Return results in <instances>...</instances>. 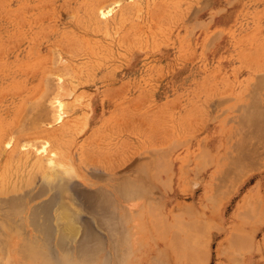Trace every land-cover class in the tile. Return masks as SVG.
Segmentation results:
<instances>
[{
	"label": "rangeland",
	"instance_id": "obj_1",
	"mask_svg": "<svg viewBox=\"0 0 264 264\" xmlns=\"http://www.w3.org/2000/svg\"><path fill=\"white\" fill-rule=\"evenodd\" d=\"M115 1L0 0L4 264H36L30 238L60 261L55 229L25 218L58 195L49 157L76 173L68 244H126L118 264L143 255L131 243L166 264H264V0Z\"/></svg>",
	"mask_w": 264,
	"mask_h": 264
},
{
	"label": "bare ground",
	"instance_id": "obj_2",
	"mask_svg": "<svg viewBox=\"0 0 264 264\" xmlns=\"http://www.w3.org/2000/svg\"><path fill=\"white\" fill-rule=\"evenodd\" d=\"M120 0L115 1L114 3H119ZM106 5V4H105ZM101 6L98 9V15L106 16L111 12V9H107V6ZM209 43V42H208ZM47 84V83H46ZM62 84V83H60ZM54 89V85L53 88ZM47 90V89H46ZM48 91V90H47ZM50 91V89H49ZM54 91V90H53ZM43 103V102H42ZM47 103V102H46ZM45 103V104H46ZM260 104V103H259ZM43 105V104H42ZM50 107V106H49ZM260 107V106H259ZM52 108V107H51ZM258 108V107H257ZM63 109V105H58V111ZM261 109V108H260ZM262 110V109H261ZM52 112V111H51ZM49 114V113H48ZM51 115V114H50ZM263 115V114H262ZM256 116V115H255ZM57 118H60V114H57ZM239 120V119H238ZM250 121V120H249ZM242 122V121H241ZM264 123V122H263ZM262 125V124H261ZM242 128V127H241ZM250 131V130H249ZM255 132V131H254ZM263 139V138H262ZM251 143V142H250ZM29 144V142H28ZM39 144V143H38ZM37 145V144H36ZM27 146V145H26ZM35 146V145H34ZM234 146V145H233ZM25 147V146H24ZM236 148V147H235ZM35 149V148H34ZM37 149V147H36ZM254 150V149H253ZM257 151V150H256ZM255 151V152H256ZM248 155V154H247ZM48 169L43 171L42 180L45 184H48V187L55 188L58 192L56 195V199L53 204H50L49 201L36 205L29 209L27 216L25 217L27 220V225H30L31 228L37 230L41 237L44 235L47 237L49 234L48 231L51 229H55V234H57L56 241L57 245H65L71 238V241L75 240L76 235L80 231V226L82 224H78V218L76 217V208L72 205L69 199L71 198V194L68 195V182L69 178L72 175V170H67L62 168L63 163L56 162L52 157L47 159ZM248 161V160H247ZM33 163V162H32ZM41 165L37 160L33 163V165L37 164ZM256 164V163H255ZM68 168V167H67ZM257 168V167H256ZM236 173V172H235ZM74 177V176H73ZM227 185V184H226ZM215 187V186H214ZM116 188V187H115ZM225 188V187H224ZM229 188V187H228ZM223 191V190H222ZM218 192V191H217ZM86 195V194H85ZM53 197V196H52ZM69 197V198H68ZM87 198V197H86ZM49 199V198H48ZM51 200V199H50ZM53 200V198H52ZM51 200V201H52ZM74 200V199H73ZM72 200V201H73ZM53 205V206H52ZM52 206V207H51ZM50 207L53 208V211H50ZM78 212V211H77ZM29 214V215H28ZM79 214V213H78ZM12 216V215H11ZM203 222V221H202ZM82 223V222H81ZM190 224V223H189ZM21 224H17L19 227ZM25 226V224H23ZM80 225V226H79ZM184 225V224H183ZM211 227V226H210ZM50 229V230H49ZM36 234V233H35ZM37 237V236H36ZM46 241V240H45ZM34 241L32 239L23 240L22 250H26L27 247L30 249H34L33 246ZM232 246V245H231ZM38 246L37 248H39ZM62 248V247H61ZM0 264H4V253L0 250ZM34 257H38L45 261V257L40 253H34ZM199 256V255H198ZM51 263V262H50Z\"/></svg>",
	"mask_w": 264,
	"mask_h": 264
},
{
	"label": "crops",
	"instance_id": "obj_3",
	"mask_svg": "<svg viewBox=\"0 0 264 264\" xmlns=\"http://www.w3.org/2000/svg\"><path fill=\"white\" fill-rule=\"evenodd\" d=\"M76 174V173H72ZM75 176V175H73ZM70 180V179H69ZM73 180V179H72ZM69 198V197H68ZM69 199H73L72 197ZM76 217L78 218V224H82L80 226V230L83 228L84 224L81 223L78 217V213L76 211ZM127 214L125 213V216ZM124 216V217H125ZM80 232V231H79ZM41 237V236H40ZM43 238V237H42ZM73 238H71L72 240ZM75 239V238H74ZM69 240L68 242H70ZM35 241V239H32ZM60 245L58 244L56 247L59 251L60 261L56 259L46 258L45 261L43 259H38V257H34V253H42V246L37 248L38 246H32L34 249H30L29 247L22 253L24 261L30 258L33 260H37L36 264H91V262H98L99 264H118L120 259V248L125 246L126 244H122V246L118 243H103L96 242V240L89 241L88 243H70V244ZM128 245V244H127ZM130 249L138 250L143 253L141 254L135 264H166V256L164 255L161 247V244L158 243H143V244H129ZM62 247V248H61ZM136 247V248H135ZM105 250L106 252L100 256H98V252L101 250ZM123 250V248L121 249ZM149 252V253H148ZM153 252V253H151ZM138 254V253H137ZM43 255V254H41ZM136 255V254H135ZM43 257H45L43 255ZM98 259V260H97ZM51 262V263H50ZM27 264V263H26Z\"/></svg>",
	"mask_w": 264,
	"mask_h": 264
}]
</instances>
